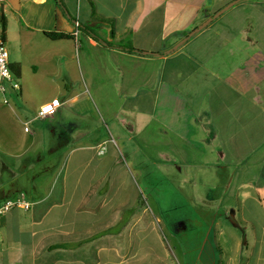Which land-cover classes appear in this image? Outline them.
<instances>
[{"label": "crops", "instance_id": "obj_1", "mask_svg": "<svg viewBox=\"0 0 264 264\" xmlns=\"http://www.w3.org/2000/svg\"><path fill=\"white\" fill-rule=\"evenodd\" d=\"M1 1L5 31L20 50L46 42L32 68L34 75L46 70L50 81L36 76L44 95L23 121L29 147L0 152V175L13 178L0 186V204L21 193L32 198L25 197L30 208L0 215V264H115L116 236L133 218H118L117 176L97 175L98 156L113 136L128 140L146 130L168 148L161 156L214 172L220 193L208 202L220 209L212 229L221 225L214 236L225 239L215 243L212 264H264V0H85V8L75 0V14L56 0ZM128 39L143 52L103 42ZM23 62L19 54L18 81ZM16 92L21 99L23 86ZM47 102L57 110L37 117ZM40 120L50 124L49 140L77 145L64 165L37 173L49 162L41 146L32 148L41 129L30 124ZM133 221L140 230L142 219ZM137 251L145 256L143 243Z\"/></svg>", "mask_w": 264, "mask_h": 264}, {"label": "rangeland", "instance_id": "obj_2", "mask_svg": "<svg viewBox=\"0 0 264 264\" xmlns=\"http://www.w3.org/2000/svg\"><path fill=\"white\" fill-rule=\"evenodd\" d=\"M77 4L75 0H69L66 9L69 8L68 10L75 14ZM83 7L85 8V0H83ZM1 14L0 12V18ZM0 23H2L1 20ZM1 29L5 35L6 27L4 29L1 25ZM12 29L14 27L11 24ZM5 38L13 74L19 71L14 64L19 54L24 58L23 75L19 79V83L23 86V97L19 99L18 93L13 88H9L6 95L0 92V152L11 153L21 148L25 150V147L31 143L32 134L24 131L23 121L27 120L26 112L31 113L32 117L35 115V102L39 96L44 95L42 87L36 86L39 81L38 77H43L41 81L44 82H49L50 77H45L46 70L44 69H41L38 75H34L32 68V63H36L34 55L46 51V42H42L38 51L20 50L21 48L16 45L12 34L10 35L8 31ZM48 124L41 120L37 122V125L34 122L30 124L33 130L37 131V126L41 129L38 136L41 140L37 142V145L33 144L32 148L35 150L36 147L41 146L44 158L49 161L38 164L33 172L38 173L52 164H58V168L61 167L65 160L70 159L71 149L77 145L76 142L49 140L48 130L51 127ZM63 126L65 127V124ZM103 129L105 131L106 126ZM151 134L146 130L143 134L128 140L113 136L102 143L105 153L98 156L102 161L97 175L100 177L107 171V175L117 176L111 197L114 198L116 190L118 200L123 201V204H118V206L122 205L118 208V218L121 215L124 221L130 219L128 217L135 209L136 212L131 219L135 218L139 221L142 219L140 230L132 227L135 225V221L132 220L129 223L130 226L128 224L126 230L116 236L114 244L118 251L111 254V259L116 261L115 264H197V261L199 264L215 263L217 261L215 243L225 238L219 235L217 238L214 236L218 234L221 225L216 228L213 226L212 229V219L220 209L219 203L208 202V198H215V195L218 196L220 193V185L213 181L214 172L206 163L198 164L196 168H193L188 164H182L183 162L178 159L176 162L172 157L161 156L160 150L168 148L163 149L158 146L160 142L153 140L155 136L151 137ZM21 143H25V147H21ZM60 143L62 146L53 148L54 145ZM64 150L67 151L64 152ZM64 153H68L67 157H64ZM1 159L8 164L5 155ZM12 179L8 172L1 173V189L3 183L7 184ZM45 179L46 184L42 188L50 181L47 180L48 176H45ZM104 192L105 189L102 190V193ZM26 195L27 199H32L28 194ZM142 243L146 257H142L137 251L142 248ZM101 244L103 246L108 243L102 240ZM134 246L138 249L134 250ZM89 248L86 247L85 256L89 255L87 253ZM163 253L167 254L166 258Z\"/></svg>", "mask_w": 264, "mask_h": 264}, {"label": "built area", "instance_id": "obj_3", "mask_svg": "<svg viewBox=\"0 0 264 264\" xmlns=\"http://www.w3.org/2000/svg\"><path fill=\"white\" fill-rule=\"evenodd\" d=\"M0 23V92L6 95L9 88L15 91L20 89V83L10 68L9 50L7 47V40L3 35ZM58 105L55 102H47L43 104L37 112V117L45 118L57 110ZM28 129V127H26ZM32 203L25 198V194L21 193L14 198H8L0 204V215L9 212L14 208H30Z\"/></svg>", "mask_w": 264, "mask_h": 264}, {"label": "trees", "instance_id": "obj_4", "mask_svg": "<svg viewBox=\"0 0 264 264\" xmlns=\"http://www.w3.org/2000/svg\"><path fill=\"white\" fill-rule=\"evenodd\" d=\"M61 6H64L65 8H66V4H65V2H64V0H56ZM0 20H1V22H2V25H3V27H4V29H5V27H6V25H7V21H6V16H5V14H1V18H0ZM84 28L86 29V30H88L89 32H92V33H94V30L90 27V26H84ZM49 37H52V38H56V39H59V38H65V37H71V35L70 34H66V33H62V32H56V31H46L45 32ZM5 36V35H4ZM94 37H96L97 39H100L96 34H94ZM104 43H107L108 45H110V46H115V47H120V48H125V49H128V51H132V52H134V51H139V52H143L142 50H139V49H137L135 46H134V44H133V42L130 40V39H128V41L127 42H124V43H114V42H112V41H103ZM136 212V210L135 209H133V213L131 214V216L134 214ZM130 216V217H131ZM130 217H128V218H130ZM124 218V217H123ZM63 246H65V244H55L53 247L54 248H56V247H63Z\"/></svg>", "mask_w": 264, "mask_h": 264}]
</instances>
